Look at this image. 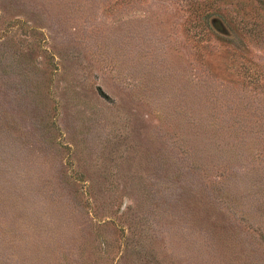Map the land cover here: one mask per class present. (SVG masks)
Wrapping results in <instances>:
<instances>
[{
    "label": "rangeland",
    "instance_id": "obj_1",
    "mask_svg": "<svg viewBox=\"0 0 264 264\" xmlns=\"http://www.w3.org/2000/svg\"><path fill=\"white\" fill-rule=\"evenodd\" d=\"M259 117L264 0H0V264H264Z\"/></svg>",
    "mask_w": 264,
    "mask_h": 264
},
{
    "label": "trees",
    "instance_id": "obj_2",
    "mask_svg": "<svg viewBox=\"0 0 264 264\" xmlns=\"http://www.w3.org/2000/svg\"><path fill=\"white\" fill-rule=\"evenodd\" d=\"M254 123L255 125L253 126ZM254 128H256V131L251 134ZM229 129L230 144H236L238 147L242 146L248 149L256 148L255 151L259 153L257 154L253 151L252 159L259 161L264 158V117H259L258 121L254 119L234 120L230 124Z\"/></svg>",
    "mask_w": 264,
    "mask_h": 264
}]
</instances>
